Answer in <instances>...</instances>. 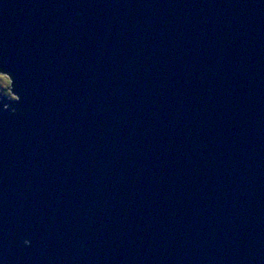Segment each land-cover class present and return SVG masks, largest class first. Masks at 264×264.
<instances>
[{
    "label": "water",
    "instance_id": "95a60500",
    "mask_svg": "<svg viewBox=\"0 0 264 264\" xmlns=\"http://www.w3.org/2000/svg\"><path fill=\"white\" fill-rule=\"evenodd\" d=\"M0 73V264H264V0H0Z\"/></svg>",
    "mask_w": 264,
    "mask_h": 264
},
{
    "label": "rangeland",
    "instance_id": "374dc122",
    "mask_svg": "<svg viewBox=\"0 0 264 264\" xmlns=\"http://www.w3.org/2000/svg\"><path fill=\"white\" fill-rule=\"evenodd\" d=\"M0 76L7 78V75L2 73H0ZM0 97H5L11 101L15 100V96L12 93H9L8 81L6 82L3 78H0Z\"/></svg>",
    "mask_w": 264,
    "mask_h": 264
},
{
    "label": "snow or ice",
    "instance_id": "6c2138e0",
    "mask_svg": "<svg viewBox=\"0 0 264 264\" xmlns=\"http://www.w3.org/2000/svg\"><path fill=\"white\" fill-rule=\"evenodd\" d=\"M0 78H3V79L7 82V78H6V77H2V76H0Z\"/></svg>",
    "mask_w": 264,
    "mask_h": 264
},
{
    "label": "trees",
    "instance_id": "16d2710c",
    "mask_svg": "<svg viewBox=\"0 0 264 264\" xmlns=\"http://www.w3.org/2000/svg\"><path fill=\"white\" fill-rule=\"evenodd\" d=\"M10 83V82H9ZM5 98V97H4Z\"/></svg>",
    "mask_w": 264,
    "mask_h": 264
},
{
    "label": "bare ground",
    "instance_id": "6f19581e",
    "mask_svg": "<svg viewBox=\"0 0 264 264\" xmlns=\"http://www.w3.org/2000/svg\"><path fill=\"white\" fill-rule=\"evenodd\" d=\"M5 75V74H4Z\"/></svg>",
    "mask_w": 264,
    "mask_h": 264
}]
</instances>
